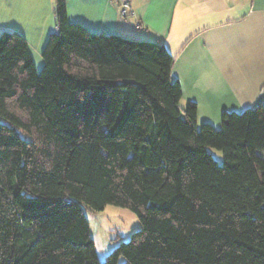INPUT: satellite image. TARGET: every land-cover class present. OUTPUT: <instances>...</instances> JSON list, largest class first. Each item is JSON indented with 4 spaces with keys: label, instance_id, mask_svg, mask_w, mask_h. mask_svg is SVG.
<instances>
[{
    "label": "trees",
    "instance_id": "16d2710c",
    "mask_svg": "<svg viewBox=\"0 0 264 264\" xmlns=\"http://www.w3.org/2000/svg\"><path fill=\"white\" fill-rule=\"evenodd\" d=\"M55 5L40 71L0 34V264H264V105L199 127L162 44ZM108 205L141 229L99 262L84 210Z\"/></svg>",
    "mask_w": 264,
    "mask_h": 264
},
{
    "label": "crops",
    "instance_id": "0c3cea01",
    "mask_svg": "<svg viewBox=\"0 0 264 264\" xmlns=\"http://www.w3.org/2000/svg\"><path fill=\"white\" fill-rule=\"evenodd\" d=\"M66 0L68 19L91 35L158 42L173 57L181 109L197 107L198 126L222 125L224 112L264 105V0ZM56 0H0V34L22 35L37 70L56 31Z\"/></svg>",
    "mask_w": 264,
    "mask_h": 264
},
{
    "label": "rangeland",
    "instance_id": "374dc122",
    "mask_svg": "<svg viewBox=\"0 0 264 264\" xmlns=\"http://www.w3.org/2000/svg\"><path fill=\"white\" fill-rule=\"evenodd\" d=\"M210 152L219 163L223 162L220 151L210 149ZM84 212L89 221L99 262H104L121 243L129 242L132 234L141 229L138 216L126 208L108 205L102 211L86 208ZM123 261L122 259L121 264Z\"/></svg>",
    "mask_w": 264,
    "mask_h": 264
},
{
    "label": "built area",
    "instance_id": "2783aa9c",
    "mask_svg": "<svg viewBox=\"0 0 264 264\" xmlns=\"http://www.w3.org/2000/svg\"><path fill=\"white\" fill-rule=\"evenodd\" d=\"M110 1L119 3L120 13L123 17H126V16L132 14V10L130 8V5L125 0H110Z\"/></svg>",
    "mask_w": 264,
    "mask_h": 264
}]
</instances>
